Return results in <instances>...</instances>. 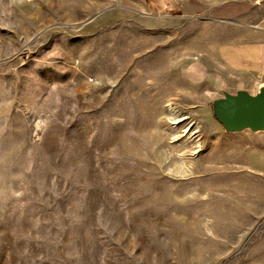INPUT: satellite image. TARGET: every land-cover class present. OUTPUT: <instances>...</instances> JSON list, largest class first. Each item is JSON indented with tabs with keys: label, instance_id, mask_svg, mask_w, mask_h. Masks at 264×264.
Instances as JSON below:
<instances>
[{
	"label": "rangeland",
	"instance_id": "rangeland-1",
	"mask_svg": "<svg viewBox=\"0 0 264 264\" xmlns=\"http://www.w3.org/2000/svg\"><path fill=\"white\" fill-rule=\"evenodd\" d=\"M253 14L0 0V264H264V131L215 113L264 83L223 57Z\"/></svg>",
	"mask_w": 264,
	"mask_h": 264
},
{
	"label": "crops",
	"instance_id": "crops-1",
	"mask_svg": "<svg viewBox=\"0 0 264 264\" xmlns=\"http://www.w3.org/2000/svg\"><path fill=\"white\" fill-rule=\"evenodd\" d=\"M247 3L258 7L260 11L264 10V0H248ZM260 20L257 14L246 17L244 23L249 25V30L239 37L240 42L224 49L223 57L232 70L261 75L264 80V28L259 26ZM263 88L264 83L259 85V93Z\"/></svg>",
	"mask_w": 264,
	"mask_h": 264
},
{
	"label": "water",
	"instance_id": "water-1",
	"mask_svg": "<svg viewBox=\"0 0 264 264\" xmlns=\"http://www.w3.org/2000/svg\"><path fill=\"white\" fill-rule=\"evenodd\" d=\"M216 117L228 132L264 131V88L257 96L240 93L216 106Z\"/></svg>",
	"mask_w": 264,
	"mask_h": 264
},
{
	"label": "built area",
	"instance_id": "built-area-1",
	"mask_svg": "<svg viewBox=\"0 0 264 264\" xmlns=\"http://www.w3.org/2000/svg\"><path fill=\"white\" fill-rule=\"evenodd\" d=\"M246 1H248V0H246Z\"/></svg>",
	"mask_w": 264,
	"mask_h": 264
},
{
	"label": "bare ground",
	"instance_id": "bare-ground-1",
	"mask_svg": "<svg viewBox=\"0 0 264 264\" xmlns=\"http://www.w3.org/2000/svg\"><path fill=\"white\" fill-rule=\"evenodd\" d=\"M197 73V72H196Z\"/></svg>",
	"mask_w": 264,
	"mask_h": 264
}]
</instances>
